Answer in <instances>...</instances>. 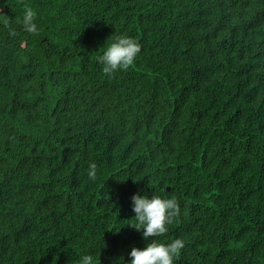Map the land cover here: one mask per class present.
<instances>
[{
	"label": "trees",
	"instance_id": "obj_1",
	"mask_svg": "<svg viewBox=\"0 0 264 264\" xmlns=\"http://www.w3.org/2000/svg\"><path fill=\"white\" fill-rule=\"evenodd\" d=\"M137 192L174 264H264V0H0V264H128Z\"/></svg>",
	"mask_w": 264,
	"mask_h": 264
},
{
	"label": "clouds",
	"instance_id": "obj_2",
	"mask_svg": "<svg viewBox=\"0 0 264 264\" xmlns=\"http://www.w3.org/2000/svg\"><path fill=\"white\" fill-rule=\"evenodd\" d=\"M36 15L33 8L24 9L22 27L27 33L38 31L35 23ZM139 52L140 44L137 40L128 35H120L107 44L98 57V63L102 66V72L111 76L116 70L126 69L133 64ZM96 174V164L90 163L87 176L95 180ZM131 202L136 221L132 226L142 231L146 244L143 248L135 246L131 248L128 253L131 257L128 264H174L176 253L184 246L183 239L177 237L168 242H160L155 237L165 234L168 231V225L180 214L175 196L165 198L157 194L149 196L137 192L131 197ZM75 264H94L93 254L80 255Z\"/></svg>",
	"mask_w": 264,
	"mask_h": 264
}]
</instances>
